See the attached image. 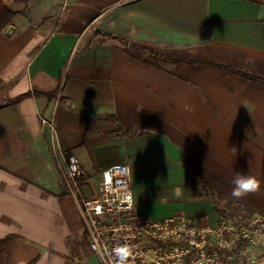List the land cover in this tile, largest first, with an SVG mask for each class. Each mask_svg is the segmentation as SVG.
Returning <instances> with one entry per match:
<instances>
[{
	"label": "crops",
	"instance_id": "1",
	"mask_svg": "<svg viewBox=\"0 0 264 264\" xmlns=\"http://www.w3.org/2000/svg\"><path fill=\"white\" fill-rule=\"evenodd\" d=\"M6 4L16 14L0 32V238H14L0 264H99L62 178L69 153L84 170L81 201L94 197L83 184L128 163L146 218L180 212L214 224L218 207L235 205L233 219L264 218V83L213 64L264 76V0ZM95 31L162 56L134 57ZM143 129L167 136L180 159ZM235 172L260 179V192L233 198Z\"/></svg>",
	"mask_w": 264,
	"mask_h": 264
},
{
	"label": "built area",
	"instance_id": "2",
	"mask_svg": "<svg viewBox=\"0 0 264 264\" xmlns=\"http://www.w3.org/2000/svg\"><path fill=\"white\" fill-rule=\"evenodd\" d=\"M61 174L77 201L88 245L99 264H115L113 249L123 244L133 249L129 264H252V253L264 254L263 217H221L210 224L180 212L157 219L138 213L128 163L99 172L96 195L82 201L77 178L84 170L75 154L67 155Z\"/></svg>",
	"mask_w": 264,
	"mask_h": 264
},
{
	"label": "trees",
	"instance_id": "3",
	"mask_svg": "<svg viewBox=\"0 0 264 264\" xmlns=\"http://www.w3.org/2000/svg\"><path fill=\"white\" fill-rule=\"evenodd\" d=\"M7 1H23V0H0V32L2 30H4L11 23L14 15L16 14V12L14 10H12L6 4ZM93 38H94V41H101V40L110 39V38L118 39V40H120L121 42H123L126 45V50L131 55H133L134 57H137V58H141L143 60H148L147 57L142 55L144 52L148 53L149 56H152V55L153 56H162V55L154 53L152 50H150V49H148L146 47L139 46L137 43H135L133 41H130L129 39L117 37V36H114V35H110V34L108 35V34H105V33H100L98 31H95L94 34H93ZM175 59H177V58H175ZM192 61H197V60H192ZM213 64L219 66L220 68H224L226 70L235 72V73L239 74L240 76H242L243 78H246V79H249V80H252V81H259V82L264 83V76L248 73V72H246V71H244L242 69H239V68H236V67H233V66H230V65H226V64H221V63H213ZM31 94H32L31 92H26V93H22V94H20V95H18L16 97H14V98L6 99L4 101V105L17 102L18 100H20V99H22L24 97H27V96H29ZM33 94L39 95L40 93L34 92ZM54 95H56L55 92L47 94L48 97H53ZM106 117L110 118L112 120L116 119L114 116H111V115H106ZM117 133L118 134H126V135H129V136L136 135V133H134V132L133 133L123 132L119 126L117 127ZM81 178H82V176L79 177L78 179L80 180ZM197 181H198V184L200 185V187L202 188L203 193L206 195L207 193H206L205 184H204L203 179L200 176H198ZM238 209H240L239 205L230 206V207H227V208H219L218 207V212L221 214V217H226V218H229V219H233V216L235 215V213L237 212ZM13 238H14L13 234H9V235H6V236L0 238V253L10 243V241ZM34 261H35V259L30 261L28 264H34Z\"/></svg>",
	"mask_w": 264,
	"mask_h": 264
},
{
	"label": "clouds",
	"instance_id": "4",
	"mask_svg": "<svg viewBox=\"0 0 264 264\" xmlns=\"http://www.w3.org/2000/svg\"><path fill=\"white\" fill-rule=\"evenodd\" d=\"M233 188L231 196L235 199H242L250 194L260 192L262 181L254 175L235 172L232 180ZM115 264H129L133 256V249L127 244L119 245L113 249Z\"/></svg>",
	"mask_w": 264,
	"mask_h": 264
},
{
	"label": "water",
	"instance_id": "5",
	"mask_svg": "<svg viewBox=\"0 0 264 264\" xmlns=\"http://www.w3.org/2000/svg\"><path fill=\"white\" fill-rule=\"evenodd\" d=\"M83 112L89 115H95L96 112L91 109H83ZM140 132H150L158 137L160 142L163 144V146L166 148V151L168 153V156L173 159L174 161H178L182 155V150L175 145L170 139L162 134L156 133L154 131H149L146 129L141 130Z\"/></svg>",
	"mask_w": 264,
	"mask_h": 264
},
{
	"label": "rangeland",
	"instance_id": "6",
	"mask_svg": "<svg viewBox=\"0 0 264 264\" xmlns=\"http://www.w3.org/2000/svg\"><path fill=\"white\" fill-rule=\"evenodd\" d=\"M99 179V175H98V178H97V180ZM97 180L94 182V181H90V182H88V183H85V184H83V189L85 190V191H87V192H90V193H92L91 194V196H95L96 195V191H95V189H96V187H95V184H96V182H97ZM75 199V198H74ZM77 202V201H76ZM78 205V204H77ZM79 209V208H78ZM80 212V211H79ZM80 215H81V213H80ZM82 217V216H81ZM236 220V219H235ZM82 245H83V247H86V243L85 242H83L82 243ZM249 254H251V253H249ZM251 256L254 258V262L252 263V264H264V254H261V255H258V256H256V255H254L253 253L251 254Z\"/></svg>",
	"mask_w": 264,
	"mask_h": 264
}]
</instances>
